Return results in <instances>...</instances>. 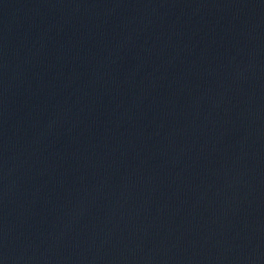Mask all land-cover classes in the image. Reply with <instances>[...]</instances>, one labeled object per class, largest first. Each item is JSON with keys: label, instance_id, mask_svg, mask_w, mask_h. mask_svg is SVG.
<instances>
[{"label": "water", "instance_id": "water-1", "mask_svg": "<svg viewBox=\"0 0 264 264\" xmlns=\"http://www.w3.org/2000/svg\"><path fill=\"white\" fill-rule=\"evenodd\" d=\"M0 264H264V0H0Z\"/></svg>", "mask_w": 264, "mask_h": 264}]
</instances>
